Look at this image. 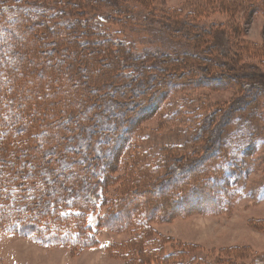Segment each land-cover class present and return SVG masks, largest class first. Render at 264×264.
Listing matches in <instances>:
<instances>
[{"label": "trees", "instance_id": "16d2710c", "mask_svg": "<svg viewBox=\"0 0 264 264\" xmlns=\"http://www.w3.org/2000/svg\"><path fill=\"white\" fill-rule=\"evenodd\" d=\"M149 1L138 2L145 8ZM67 2L76 11L69 19L71 11H62L57 0H0V233L76 251L98 246L97 229L127 232L133 237L120 247L130 264H182L185 249L162 250L150 224L170 219L160 213L163 195L170 215L185 214L183 187L206 179L205 171L178 168L189 156L175 157L184 150L177 147L160 150L158 165L147 162L138 130L164 97L183 86L184 75H173L183 69L177 71L169 55L133 54L119 41L78 35L72 21L81 24L79 18L100 1ZM101 2L110 9L101 22L126 21L127 6ZM77 38L81 44L73 45ZM65 49L72 54L66 62L59 58ZM209 128L191 129V145L203 142L204 134L209 145ZM119 181L122 189L108 196ZM190 185L194 193L201 189ZM152 191L160 207L150 201ZM101 206L104 213L91 217Z\"/></svg>", "mask_w": 264, "mask_h": 264}, {"label": "rangeland", "instance_id": "374dc122", "mask_svg": "<svg viewBox=\"0 0 264 264\" xmlns=\"http://www.w3.org/2000/svg\"><path fill=\"white\" fill-rule=\"evenodd\" d=\"M57 1L62 11H71L65 19L71 18L76 11L66 3L78 0ZM96 1L79 18L81 24L72 21L78 35L96 43L119 41L133 54L169 55L175 60L171 65L184 71L173 73L184 75L183 86L164 97L158 113L139 123L141 150L156 166L164 148H183L175 157L189 159L178 168L191 165L193 171H205L206 179L194 181L204 185L190 181L183 187L185 214L170 215L163 195L160 213L170 219L150 224L154 243L161 242L164 251L185 249L182 264H264V0H151L145 8L142 0H117L129 12L126 21L114 24L99 20L110 9ZM12 18L8 13L7 19ZM66 51L59 54L64 62L72 57ZM205 125L214 130L211 143L206 145L209 135L204 134L203 142L191 145V129ZM189 185L201 189L194 193ZM119 188L120 181L106 192L110 196ZM149 194L154 207H160L159 197ZM101 207L91 217L101 216ZM132 237L97 229V247L70 251L42 246L30 235L0 233V264H130L120 246ZM112 244L117 252L108 249Z\"/></svg>", "mask_w": 264, "mask_h": 264}]
</instances>
